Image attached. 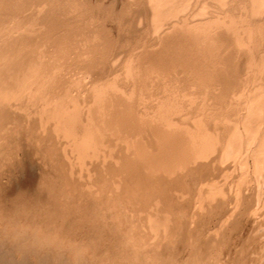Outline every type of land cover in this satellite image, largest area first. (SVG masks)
Returning a JSON list of instances; mask_svg holds the SVG:
<instances>
[{
    "label": "rangeland",
    "instance_id": "obj_1",
    "mask_svg": "<svg viewBox=\"0 0 264 264\" xmlns=\"http://www.w3.org/2000/svg\"><path fill=\"white\" fill-rule=\"evenodd\" d=\"M0 22L2 259L264 264V0H0Z\"/></svg>",
    "mask_w": 264,
    "mask_h": 264
},
{
    "label": "bare ground",
    "instance_id": "obj_2",
    "mask_svg": "<svg viewBox=\"0 0 264 264\" xmlns=\"http://www.w3.org/2000/svg\"><path fill=\"white\" fill-rule=\"evenodd\" d=\"M18 1H19V0H18ZM42 1H43V0H42ZM201 1H202V0H201ZM222 1H223V0H222ZM227 1H229V0H227ZM245 1H246V0H245ZM47 2H48V1H47ZM197 2H198V1H197ZM233 2H234V1H233ZM262 2H263V0H262ZM71 3H72V2H71ZM208 3H209V2H208ZM237 3H238V2H237ZM191 4H192V3H191ZM240 4H241V3H240ZM243 4H244V3H243ZM260 4H261V3H260ZM262 4H263V3H262ZM262 4H261V5H262ZM67 5H68V4H67ZM261 5H259V6H261ZM42 6H43V5H41V7H42ZM190 6H191V5H190ZM196 6H197V5H196ZM228 6H229V5H228ZM228 6H227V7H228ZM236 6H237V5H236ZM6 7H7V6H6ZM39 7H40V6H39ZM255 7H256V6H255ZM36 8H37V7H36ZM133 8H134V7H133ZM216 8H217V7H216ZM216 8H215V9H216ZM261 8H262V6H261ZM208 9H209V8H208ZM33 10H34V9H33ZM40 10H43V9H40ZM201 10H202V9H201ZM248 10H249V9H248ZM262 10H263V9H262ZM37 11H38V10H37ZM51 11H52V10H51ZM55 11H56V10H55ZM133 11H134V10H133ZM139 11H140V10H139ZM195 11H196V8H195ZM203 11H205V10L203 9ZM203 11H202V12H203ZM238 11H239V10H238ZM7 12H8V11H7ZM35 12H36V10H35ZM46 12H47V11H46ZM58 12H59V11H58ZM62 12H63V11H62ZM131 12H132V11H131ZM191 12H192V11H191ZM198 12L200 13L201 11L199 10ZM4 13H6V12L4 11ZM40 13H41V12H40ZM42 13H43V12H42ZM10 14H11V13H10ZM38 14H39V13H38ZM53 14H54V13H53ZM63 14H64V13H63ZM131 14H132V13H131ZM196 14H197V13H196ZM211 14H212V13H211ZM211 14H210V15H211ZM236 14H237V13H236ZM30 15H31V13H30ZM36 15H37V14H36ZM54 15H56V14H54ZM202 15H204V14H202ZM221 15H222V14H221ZM224 15H225V14H224ZM229 15H230V14H229ZM40 16H41V15H40ZM61 16H62V15H61ZM196 16H198V15H196ZM196 16H194V17H196ZM216 16H217V15H216ZM222 16H223V15H222ZM236 16H237V15H236ZM260 16H261V15H260ZM44 17H45V16H44ZM198 17H199V16H198ZM201 17H202V16H201ZM228 17H229V16H228ZM36 18H37V17H36ZM41 18H42V17H41ZM63 18H64V17H63ZM214 18H215V17H214ZM232 18L234 19L233 16H232ZM240 18H241V17H240ZM30 19L33 21L32 18H30ZM34 19H35V17H34ZM46 19H47V18H46ZM212 19H213V18H212ZM68 20H69V19H68ZM199 20H200V19H199ZM203 20H204V19H203ZM32 21H31V23H32ZM207 21H208V20H207ZM214 21H215V19H214ZM242 21H243V20H242ZM261 21H262V20H261ZM35 22H36V21H35ZM62 22H63V21H62ZM67 22H68V21H67ZM199 22H200V21H199ZM217 22H218V21H217ZM219 22H220V21H219ZM227 22H228V21H227ZM235 22H236V21H235ZM0 23H1V22H0ZM194 23H195V22H194ZM221 23H222V22H221ZM3 24H4V23H2V24H0V25L2 26ZM7 24H8V23H7ZM12 24H13V23H12ZM12 24H11V25H12ZM40 24H42V23H40ZM59 24H60V23H59ZM198 24H200V23H198ZM234 24H235V23H234ZM243 24H244V23H243ZM5 25H6V24H5ZM13 25H14V24H13ZM13 25H12V26H13ZM48 25H49V24H48ZM220 25H221V24H220ZM261 25H262V24H261ZM16 26H17V24H16ZM16 26L14 25V27H16ZM43 26H44V25H43ZM225 26H226V25H225ZM232 26H233V25H232ZM240 26H241V25H240ZM251 26H252V25H251ZM7 27H8V25H7ZM9 27H10V26H9ZM33 27H34V26H33ZM41 27H42V26H41ZM65 27H66V26H65ZM71 27H72V26H71ZM233 27H234V26H233ZM233 27H232V28H233ZM11 28H12V27H10V29H11ZM29 28H30V27H29ZM47 28H48V27H47ZM235 28H236V27H235ZM235 28H234V29H235ZM1 29H2V28H1ZM5 29H6V28H5ZM7 29H8V28H7ZM16 29H17V28H16ZM31 29H32V28H31ZM31 29H30V30H31ZM63 29H64V28H63ZM71 29H72V28H71ZM219 29H221V28H219ZM223 29H224V28H223ZM245 29H246V28H245ZM250 29H251V28H250ZM263 29H264V28H263ZM12 30H14V29H12ZM66 30H67V29H66ZM68 30H70V29H68ZM72 30H73V29H72ZM75 30H76V29H75ZM190 30H191V29H190ZM237 30H238V29H237ZM255 30H256V29H255ZM6 31H8V30H6ZM31 31H32V30H31ZM156 31H158V30H156ZM248 31H249V30H248ZM258 31H259V30H258ZM260 31H261V30H260ZM10 32H11V31H10ZM14 32H15V31H14ZM32 32H33V31H32ZM75 32H76V31H75ZM75 32H74V33H75ZM79 32H80V31H79ZM79 32H78V34H79ZM125 32H126V31H125ZM206 32H208V30H207ZM214 32H216V31H214ZM223 32H224V31H223ZM11 33H12V32H11ZM65 33H67V32H65ZM68 33H69V31H68ZM184 33H185V32H184ZM197 33H198V32H197ZM255 33H256V32H255ZM30 34H31V33H30ZM129 34H130V33H129ZM134 34H135V33H134ZM191 34H192V33H191ZM195 34H196V33H195ZM202 34H203V33H202ZM228 34H229V33H228ZM239 34H240V33H239ZM60 35H61V34H60ZM60 35H58V36H60ZM63 35H64V34H63ZM63 35H62V36H63ZM81 35H83V34H81ZM120 35H121V34H120ZM120 35H119V36H120ZM135 35H136V34H135ZM215 35H216V34H215ZM224 35H225V34H224ZM70 36H71V35H70ZM76 36H77V35H76ZM87 36H88V35H87ZM136 36H137V35H136ZM163 36H164V35H163ZM199 36H200V35H199ZM222 36H223V35H222ZM240 36H241V35H240ZM243 36H244V35H243ZM5 37H6V36H5ZM8 37H9V36H8ZM67 37H68V36H67ZM81 37H82V36H81ZM202 37H203V36H202ZM251 37H252V36H251ZM255 37H256V36H255ZM9 38H10V37H9ZM29 38H30V37H29ZM57 38H58V37H57ZM68 38H69V37H68ZM72 38H73V37H72ZM75 38H76V37H75ZM88 38H89V37H88ZM158 38H159V37H158ZM195 38H196V37H195ZM214 38H215V36H214ZM217 38H218V37H217ZM226 38H227V37H226ZM10 39H11V38H10ZM30 39L32 40V38H30ZM85 39H86V37H85ZM208 39H209V38H207V40H208ZM4 40H5V39H4ZM4 40L2 39V41H4ZM12 40H13V39H12ZM17 40H18V39H17ZM82 40H83V39H82ZM87 40H88V39H87ZM122 40H123V39H122ZM125 40H126V39H125ZM151 40H152V38H151ZM185 40H186V39H185ZM201 40L203 41L202 38H201ZM207 40H205V41H207ZM233 40H234V39H233ZM244 40H245V38H244ZM8 41H9V40H8ZM13 41H14V40H13ZM66 41H67V40H66ZM74 41H75V40H74ZM83 41H84V40H83ZM85 41H86V40H85ZM190 41H191V40H190ZM237 41H238V40H237ZM258 41H260V40H258ZM0 42H1V39H0ZM25 42H26V41H25ZM29 42H30V41H29ZM77 42H78V41H77ZM118 42H119V41H118ZM123 42H124V41H123ZM134 42H135V41H134ZM178 42H179V41H178ZM180 42H182V41H180ZM192 42H193V41H192ZM195 42H196V41H195ZM195 42H194V43H195ZM212 42H213V41H212ZM219 42H220V41H219ZM251 42H252V41H251ZM22 43H23V42H22ZM35 43H36V42H35ZM35 43H34V45H35ZM78 43H80V42H78ZM109 43H110V42H109ZM111 43H112V42H111ZM125 43H126V42H125ZM170 43H171V42H170ZM176 43H177V42H176ZM205 43H206V42H205ZM220 43H222V42H220ZM1 44H2V43H1ZM1 44H0V45H1ZM4 44H5V43H4ZM4 44H3V46H4ZM19 44H20V43H19ZM74 44H75V43H74ZM76 44H77V43H76ZM120 44H121V43H120ZM164 44H165V43H164ZM172 44H173V43H172ZM172 44H171V45H172ZM174 44H175V43H174ZM197 44H198V43H197ZM212 44H213V43H212ZM216 44H217V43H216ZM8 45H10V44H8ZM26 45H28V44H26ZM60 45H61V44H60ZM65 45H66V44H65ZM82 45H83V44H82ZM154 45H155V44H154ZM154 45H153V46H154ZM166 45H167V44H166ZM168 45H169V44H168ZM210 45H211V44H210ZM214 45H215V44H214ZM225 45H226V44H225ZM234 45H235V44H234ZM29 46H30V45H29ZM61 46H62V45H61ZM61 46H60V47H61ZM68 46L71 48L70 45H68ZM104 46H105V45H104ZM117 46H118V45H117ZM161 46H162V45H161ZM173 46H174V45H173ZM175 46H176V45H175ZM175 46H174V47H175ZM178 46H179V43H178ZM185 46H186V45H185ZM192 46H193V45H192ZM194 46L196 47L195 44H194ZM199 46H200V45H199ZM206 46H207V45H206ZM206 46H205V47H206ZM212 46H213V45H212ZM256 46H257V45H256ZM0 47H1V46H0ZM20 47H21V46H20ZM74 47H75V46H74ZM94 47H95V46H94ZM164 47H165V46H164ZM180 47H181V46H180ZM208 47H209V46H208ZM214 47H215V46H214ZM234 47H235V46H234ZM258 47H259V46H258ZM96 48H97V46H96ZM131 48H132V47H131ZM166 48H167V47H166ZM177 48H178V47H176V49H177ZM186 48H188V47H186ZM203 48H204V46H203ZM0 49H2V48H0ZM5 49H6V48H5ZM12 49H13V48H12ZM74 49H75V48H74ZM76 49H77V48H76ZM78 49H79V47H78ZM125 49H126V48H125ZM179 49H180V48H179ZM179 49H178V50H179ZM209 49H210V48H209ZM8 50H9V49H8ZM68 50H69V49H68ZM102 50H103V49H102ZM128 50H129V49H128ZM199 50H200V49H199ZM261 50H262V49H261ZM6 51H7V50H6ZM66 51H67V50H66ZM74 51H75V50H74ZM76 51H77V50H76ZM76 51H75V52H76ZM108 51H109V50H108ZM126 51H127V50H126ZM160 51H161V49H160ZM168 51H169V50H168ZM172 51H174V50H172ZM190 51H192V50H190ZM202 51H203V50H200V52H202ZM217 51H218V50H217ZM224 51H225V50H224ZM224 51H223V52H224ZM99 52H100V50H99ZM99 52H98V53H99ZM165 52H166V51H165ZM177 52H178V51H177ZM177 52H176V53H177ZM186 52H187V51H186ZM207 52H208V51H207ZM225 52H226V51H225ZM236 52H237V51H236ZM252 52H253V51H252ZM260 52H261V51H260ZM100 53H101V52H100ZM103 53H104V52H103ZM146 53H147V51H146ZM157 53H158V52H157ZM189 53H190V52H189ZM193 53H194V52H193ZM195 53H196V52H195ZM209 53H211V52H209ZM138 54H139V53H138ZM154 54H155V53H154ZM162 54H163V53H162ZM197 54H198V53H197ZM221 54H222V53H221ZM260 54H261V53H260ZM79 55H80V54H79ZM94 55H95V53H94ZM145 55H146V54H145ZM158 55H159V54H158ZM172 55H173V54H172ZM172 55H171V56H172ZM183 55H185V54H183ZM191 55H192V53H191ZM191 55H190V56H191ZM210 55H211V54H210ZM214 55H215V54H214ZM255 55H256V54H255ZM261 55H262V54H261ZM263 55H264V54H263ZM68 56H69V55H68ZM74 56H75V54H74ZM77 56H78V55H77ZM212 56H213V55H212ZM212 56H211V57H212ZM233 56H234V55H233ZM233 56H232V57H233ZM252 56H253V55H252ZM62 57H63V56H62ZM65 57H66V56H65ZM162 57H163V56H162ZM162 57H161V58H162ZM213 57H214V56H213ZM230 57H231V56H230ZM250 57H251V56H250ZM253 57H254V56H253ZM135 58H136V57H135ZM159 58H160V57H159ZM164 58H165V57H164ZM171 58H172V57H171ZM173 58H174V56H173ZM226 58H227V57H226ZM64 59H65V58H64ZM168 59H169V58H168ZM168 59H167V60H168ZM177 59H178V58H177ZM219 59H220V58H219ZM232 59H233V58H232ZM30 60H31V59H30ZM62 60H63V59H62ZM148 60H149V59H148ZM153 60H154V57H153ZM156 60H157V59H155V61H156ZM172 60H173V59H172ZM187 60H188V59H187ZM193 60H194V59H193ZM201 60H202V59H201ZM256 60H257V59H256ZM258 60H259V59H258ZM262 60H263V59H262ZM80 61H81V60H80ZM131 61H132V60H131ZM134 61H135V60H134ZM149 61H150V60H149ZM169 61H170V60H169ZM169 61H168V62H169ZM194 61H195V60H194ZM196 61H197V60H196ZM204 61H205V60H204ZM71 62H72V61H71ZM139 62H140V61H139ZM139 62H138V63H139ZM143 62H144V61H143ZM150 62L153 63L152 61H150ZM158 62H159V59H158ZM164 62H165V61H164ZM190 62H191V61H190ZM192 62H193V61H192ZM259 62H260V61H259ZM76 63H77V62H76ZM197 63H198V62H197ZM143 64H144V63H143ZM146 64H147V63H146ZM176 64H177V63H176ZM191 64H193V63H191ZM191 64H190V65H191ZM213 64H214V63H213ZM232 64H233V63H232ZM245 64H246V63H245ZM140 65L142 66V64H140ZM144 65H145V64H144ZM154 65H156V62H155ZM154 65H153V66H154ZM166 65H170V64H167V62H166ZM195 65H196V64H195ZM198 65H199V63H198ZM200 65H201V64H200ZM91 66H92V65H91ZM147 66H148V65H147ZM159 66H160V65H159ZM180 66H181V65H180ZM184 66H185V65H184ZM226 66H227V65H226ZM93 67H94V66H93ZM154 67H156V66H154ZM164 67H165V66H164ZM166 67H167V66H166ZM169 67H170V66H169ZM178 67H179V66H178ZM187 67H188V65H187ZM192 67H193V65H192ZM247 67H248V66H247ZM91 68H92V67H91ZM106 68H109V66L106 67ZM136 68H137V67H136ZM44 69H45V68H44ZM104 69H105V68H104ZM134 69H135V68H134ZM141 69H142V68H141ZM143 69H144V68H143ZM182 69H183V68H182ZM206 69H207V68H206ZM209 69H211V68H209ZM145 70H146V69H145ZM163 70H164V69H163ZM165 70H167V69H165ZM169 70H170V69H169ZM169 70H168V71H169ZM178 70H179V69H178ZM190 70H191V69H190ZM196 70H197V69H196ZM219 70H220V69H219ZM263 70H264V69H263ZM107 71H109V70H107ZM146 71H147V70H146ZM146 71H145V72H146ZM148 71H149V69H148ZM200 71H201V70H200ZM210 71H211V70H210ZM156 72H157V71H156ZM171 72H172V71H171ZM251 72H252V71H251ZM102 73H103V72H102ZM185 73H186V72H185ZM191 73H192V72H191ZM213 73H214V72H213ZM152 74H153V73H152ZM173 74H174V73H173ZM232 74H233V73H232ZM136 75H138V74H136ZM142 75H143V74H142ZM160 75H161V74H160ZM169 75H170V74H169ZM178 75H179V74H178ZM181 75H182V74H181ZM187 75H188V74H187ZM204 75H205V74H204ZM216 75H217V74H216ZM259 75H260V74H259ZM134 76H135V75H134ZM145 76H146V75H145ZM164 76H166V75H164ZM12 77H13V76H12ZM95 77H96V76H95ZM99 77H100V75H99ZM104 77H106V76H104ZM143 77H144V76H143ZM154 77H155V76H154ZM226 77H227V76H226ZM239 77H240V76H239ZM145 78H146V77H145ZM145 78H144V79H145ZM149 78H150V77H149ZM190 78H191V77H190ZM97 79H98V78H97ZM151 79H152V78H151ZM163 79H164V77H163ZM136 80H137V79H136ZM140 80H141V79H140ZM146 80H147V79H146ZM153 80H154V82H155V79H153ZM164 80H165V79H164ZM185 80H186V79H185ZM191 80H192V79H191ZM191 80H190V81H191ZM199 80H200V78H199ZM199 80H198V81H199ZM222 80H223V79H222ZM247 80H248V79H247ZM142 81H143V80H142ZM148 81H149V80H148ZM151 81H152V80H151ZM186 81H187V80H186ZM207 81H208V80H207ZM216 81H217V80H216ZM227 81H228V80H227ZM112 82H113V81H112ZM136 82H137V81H136ZM138 82H139V81H138ZM143 82H144V81H143ZM173 82H174V81H173ZM210 82H211V81H210ZM245 82H246V81H245ZM3 83H4V82H3ZM145 83H146V81H145ZM147 83H148V82H147ZM150 83H151V82H150ZM167 83H168V82H167ZM185 83H186V82H185ZM0 84H1V83H0ZM6 84H7V83H6ZM103 84H105V82H104ZM118 84H119V83H118ZM121 84H122V83H121ZM259 84H260V83H259ZM261 84H262V83H261ZM2 85H3V84H2ZM2 85H1V86H2ZM142 85H143V84H142ZM168 85H169V84H168ZM62 86H63V85H62ZM98 86H99V85H98ZM100 86H101V85H100ZM100 86H99V87H100ZM122 86H123V85H122ZM139 86H140V84H139ZM144 86H145V85H144ZM150 86H151V85H150ZM163 86H164V85H163ZM185 86H186V85H185ZM243 86H244V85H243ZM250 86H251V85H250ZM2 87H4V86H2ZM6 87H7V86H6ZM6 87H5V88H6ZM103 87H104V86H103ZM157 87H158V86H157ZM187 87H189V86H187ZM187 87H186V88H187ZM198 87H199V86H198ZM97 88H98V87H97ZM101 88H102V87H101ZM161 88H162V87H161ZM176 88H177V87H176ZM189 88H190V87H189ZM189 88H187V89H189ZM244 88H245V87H244ZM6 89H7V88H6ZM55 89H56V88H55ZM119 89H120V88H119ZM121 89H122V88H121ZM142 89H143V88H142ZM144 89H145V87H144ZM144 89H143V90H144ZM248 89H249V88H248ZM7 90H8V89H7ZM12 90H13V89H12ZM62 90H63V89H62ZM64 90H65V89H64ZM66 90H67V89H66ZM201 90H202V89H201ZM201 90H200V91H201ZM140 91H142V90H140ZM150 91H151V90H150ZM157 91H158V90H157ZM169 91H170V90H169ZM175 91H176V90H175ZM180 91H181V90H180ZM2 92H3V91H2ZM10 92H12V91L10 90ZM63 92H64V91H63ZM65 92H66V91H65ZM135 92H136V91H135ZM147 92H148V90H147ZM147 92H145V93L147 94ZM206 92H207V91H206ZM216 92H217V91H216ZM105 93H106V92H105ZM145 93H144V94H145ZM169 93H170V92H169ZM171 93H172V92H171ZM200 93H201V92H200ZM108 94H109V93H108ZM118 94H119V93H118ZM199 95H200V94H199ZM244 95H245V94H244ZM98 96H99V95H98ZM148 96H149V95H148ZM184 96H185V95H184ZM211 96H212V95H211ZM247 96H248V95H247ZM95 97H96V96H95ZM120 97H121V96H120ZM159 97H160V96H159ZM179 97H180V95H179ZM196 97H197V96H196ZM97 98H98V97H97ZM109 98H111V97H109ZM109 98H108V99H109ZM112 98H113V97H112ZM149 98H150V97H149ZM164 98H165V96H164ZM177 98H178V97H177ZM202 98H203V97H202ZM209 98H210V97H209ZM93 99H94V98H93ZM178 99H179V98H178ZM180 99H181V98H180ZM184 99H185V98H184ZM193 99H194V98H193ZM113 100H114V99H113ZM118 100H119V99H118ZM122 100H124V99H122ZM136 100H137V99H136ZM165 100H166V99H165ZM102 101H103V100H102ZM106 101H107V100H106ZM177 101H178V100H177ZM190 101H191V100H190ZM216 101H217V100H216ZM93 102L96 103L95 101H93ZM99 102H100V101H99ZM179 102H180V101H179ZM196 102H197V101H196ZM204 102H205V101H204ZM119 103H120V102H119ZM123 103H124V102H123ZM134 103H135V102H134ZM61 104H62V103H61ZM96 104H97V103H96ZM138 104H139V103H138ZM141 104H142V103H141ZM143 104H144V103H143ZM157 104H158V103H157ZM170 104H171V103H170ZM97 105L100 106L99 104H97ZM178 105H179V104H178ZM62 106H65V105H62ZM117 106H118V105H117ZM117 106H116V107H117ZM124 106H125V105H124ZM138 106H139V105H138ZM143 106H144V105H143ZM147 106H148V105H147ZM147 106H146V107H147ZM155 106H156V105H155ZM155 106H154V107H155ZM163 106H164V105H163ZM170 106H171V105H170ZM195 106H196V105H195ZM224 106H225V105H224ZM226 106H227V104H226ZM65 107H66V106H65ZM65 107H64V108H65ZM96 107H97V106H96ZM100 107H101V106H100ZM118 107H119V106H118ZM122 107H123V106H122ZM122 107H121V108H122ZM182 107H183V106H182ZM208 107H210V106H208ZM113 108H114V107H113ZM142 108H143V107H142ZM150 108H151V107H150ZM156 108H157V107H156ZM188 108H189V107H188ZM60 109H63V108H60ZM97 109H98V107L96 108V110H97ZM105 109L107 110L106 107H105ZM110 109H111V108H110ZM110 109H109V110H110ZM140 109H141V108H140ZM152 109H153V108H152ZM163 109H164V108H163ZM181 109H182V108H181ZM248 109H249V108H248ZM0 110H1V109H0ZM63 110H64V109H63ZM98 110H99V109H98ZM115 110H116V108H115ZM123 110H125V109H123ZM147 110H148V109H147ZM66 111H67V109H66ZM125 111H126V110H125ZM141 111H143V110H141ZM148 111H149V110H148ZM187 111H188V110H187ZM260 111H261V110H260ZM1 112H2V111H1ZM67 112H68V111H67ZM112 112H113V110H112ZM116 112H117V111H116ZM234 112H235V111H234ZM258 112H259V111H258ZM124 113H125V112H124ZM198 113H199V112H198ZM223 113H224V112H223ZM1 114H2V113H1ZM96 114H97V113H96ZM155 114H156V113H155ZM155 114H154V115H155ZM219 114H220V113H219ZM117 115H118V114H117ZM133 115H134V114H133ZM142 115H143V114H142ZM201 115H202V114H201ZM212 115H213V114H212ZM259 115H260V114H259ZM70 116H71V115H70ZM97 116H98V115H97ZM99 116H100V115H99ZM103 116H104V115H103ZM122 116H123V115H122ZM140 116H141V115H140ZM166 116H167V115H166ZM223 116H224V115H223ZM64 117L66 118L67 116H64ZM137 117H138V116H137ZM164 117H165V116H164ZM164 117H163V118H164ZM195 117H196V116H195ZM100 118H101V117H100ZM121 118H122V117H121ZM130 118H131V117H130ZM173 118H174V117H173ZM192 118H193V117H192ZM66 119H67V118H66ZM92 119H93V118H92ZM97 119H98V118H97ZM105 119H106V117H105ZM125 119H126V118H125ZM133 119H134V118H133ZM161 119H162V118H161ZM167 119H168V118H167ZM63 120H64V119H63ZM67 120H68V119H67ZM70 120H71V119H69V121H70ZM89 120H91V119H89ZM95 120H96V118H95ZM140 120H141V119H140ZM162 120H163V119H162ZM138 121H139V120H138ZM187 121H188V120H187ZM247 121H248V120H247ZM70 122H72V121H70ZM74 122L76 123V121H74ZM74 122H73V123H74ZM86 122H87V121H86ZM98 122H99V121H98ZM128 122H129V121H128ZM158 122H159V121H158ZM180 122H181V121H180ZM180 122H179V123H180ZM73 123H72V124H73ZM92 123H93V122H92ZM109 123H110V122H109ZM122 123H124V122H122ZM167 123H168V122H167ZM179 123H178V124H179ZM184 123H185V122H184ZM204 123H205V122H204ZM88 124H89V123H88ZM96 124H97V123H96ZM113 124H114V123H113ZM146 124H147V123H146ZM153 124H154V123H153ZM68 125H69V123H68ZM68 125H67V127H68ZM70 125H71V124H70ZM83 125H84V124H83ZM102 125H103V124H102ZM127 125H128V124H127ZM148 125H149V124H148ZM91 126L93 127L92 124H91ZM91 126H90V127H91ZM122 126H123V125H122ZM140 126H141V125H140ZM215 126H216V125H215ZM87 127H88V126H87ZM92 127H91V128H92ZM129 127H130V125H129ZM133 127H134V126H133ZM143 127H145V126H143ZM164 127H165V126H164ZM200 127H201V126H200ZM68 128H69V127H68ZM83 128H84V127H82V129H83ZM153 128H154V127H153ZM75 129H76V128H75ZM92 129H93V128H92ZM141 129H142V128H141ZM172 129H173V128H172ZM197 129H198V128H197ZM87 130H89V129H87ZM110 130H111V128H110ZM139 130H140V129H139ZM159 130H160V129H159ZM168 130H169V129H168ZM201 130H202V129H201ZM80 131H81V130H80ZM100 131H102V130L100 129ZM112 131H113V129H112ZM119 131H120V130H119ZM130 131H131V130H130ZM117 132H118V131H117ZM123 132H124V131H123ZM123 132H122V133H123ZM143 132H144V131H143ZM82 133H84V132H82ZM145 133H146V132H145ZM147 133H148V132H147ZM152 133H154V132H152ZM88 134H89V133H87L86 136H88ZM90 134H91V133H90ZM126 134H127V132H126ZM173 134H174V133H173ZM198 134H199V133H198ZM200 134H201V133H200ZM93 135H94V134H93ZM108 135H109V134H108ZM224 135H225V134H224ZM82 136H83V134H82ZM123 136H124V134H123ZM143 136H144V135H143ZM148 136H149V135H148ZM89 137H90V136H89ZM89 137H88V138H89ZM92 137H94V136H92ZM108 137H109V136H108ZM115 137H116V136H115ZM115 137L113 136V138H115ZM124 137H126V135H125ZM135 137H136V136H135ZM158 137H159V136H158ZM170 137H171V136H170ZM178 137H179V136H178ZM181 137H182V136H181ZM118 138H119V136H118ZM149 138H150V137H149ZM152 138H153V137H152ZM173 138H175V137H173ZM82 139H83V137H82ZM104 139H105V138H104ZM119 139H120V138H119ZM129 139H130V138H129ZM146 139H147V138H146ZM165 139H167V138H165ZM183 139H184V138H183ZM198 139H199V138H198ZM126 140H127V139H125V141H126ZM131 140H132V139H131ZM133 140H134V139H133ZM153 140H154V139H153ZM156 140H157V139H156ZM181 140H182V139H181ZM187 140H188V139H187ZM91 141H92V139H91ZM97 141H98V140H97ZM195 141H196V140H195ZM197 141H198V140H197ZM87 142H88V140H87ZM98 142H99V141H98ZM117 142H118V141H117ZM134 142H136V141H134ZM134 142H133V143H134ZM137 142H138V141H137ZM137 142H136V143H137ZM156 142H157V141H156ZM186 142H187V141H186ZM93 143H94V142H93ZM93 143H92V144H93ZM120 143H121V142H120ZM126 143H127V141H126ZM139 143H140V142H139ZM162 143H163V142H162ZM169 143H170V142H169ZM187 143H188V142H187ZM189 143H190V142H189ZM195 143H196V142H195ZM97 144H98V143H97ZM109 144H110V143H109ZM118 144H119V143H118ZM124 144H125V143H124ZM182 144H183V143H182ZM100 145H101V144H100ZM110 145H111V144H110ZM113 145H114V144H113ZM125 145H126V144H125ZM127 145H128V144H127ZM92 146H93V145H92ZM94 146H95V145H94ZM102 146H103V145H102ZM133 146H134V145H133ZM161 146H162V145H161ZM161 146H160V147H161ZM105 147H106V146H105ZM118 147H119V145H118ZM123 147H124V145H123ZM145 147H146V146H145ZM150 147H151V146H150ZM155 147H156V146H155ZM157 147H158V146H157ZM127 148H128V147H127ZM127 148H126V149H127ZM113 149H114V147H113ZM145 149H146V148H145ZM152 149H153V148H152ZM170 149H171V148H169V150H170ZM180 149H182V148H180ZM108 150H109V149H108ZM119 150H120V149H119ZM119 150H118V151H119ZM128 151H129V150H128ZM150 151H151V150H150ZM153 151H154V150H153ZM163 151H164V150H163ZM178 151H179V150H178ZM111 152H112V151H111ZM120 152H121V151H120ZM125 152H127V151L125 150ZM125 152H124V154H126ZM132 152H133V151H132ZM138 152H139V151H138ZM147 152H148V151H147ZM156 152H157V151H156ZM159 152H160V151H159ZM164 152H165V151H164ZM112 153H113V152H112ZM135 153H136V152H135ZM135 153H134V154H135ZM145 153H146V150H145ZM169 153H170V152H169ZM178 153H180V152H178ZM121 154H122V152H121ZM159 154H160V153H159ZM159 154H158V155H159ZM167 154H168V152H167ZM176 154H177V153H176ZM176 154H175V155H176ZM180 154H181V153H180ZM182 154H183V153H182ZM182 154H181V155H182ZM112 155H113V154H112ZM114 155H115V151H114ZM116 155H117V154H116ZM122 155H123V154H122ZM132 155H133V154H132ZM135 155H136V154H135ZM147 155H148V153H147ZM156 155H157V154H156ZM160 155H161V154H160ZM173 155H174V153H173ZM125 156H126V155H125ZM176 156H177V155H176ZM115 157H116V156H115ZM126 157H128V156H126ZM137 157H138V156H137ZM161 157H162V156H161ZM173 157H174V156H173ZM120 158H121V157H120ZM128 158H129V157H128ZM131 158H132V157H131ZM143 158H144V157H143ZM146 158H147V157H146ZM151 158H152V157H151ZM167 158H168V157H167ZM169 158H171V157H169ZM179 158H180V157H179ZM186 158H187V157H186ZM192 158H193V157H192ZM173 159H174V158H173ZM190 159H191V158H190ZM140 160H142V159H140ZM148 160H149V159H148ZM117 161H118V160H117ZM133 161H134V160H133ZM186 161H187V160H186ZM143 162H144V161H143ZM145 162H146V161H145ZM151 162H152V161H151ZM177 162H178V161H177ZM190 162H191V161H190ZM115 163H116V161H115ZM115 163H114V164H115ZM141 163H142V162H141ZM162 163H163V161H162ZM180 163H181V162H180ZM110 164H111V163H110ZM128 164H129V163H128ZM133 164H134V162H133ZM152 164H153V163H152ZM184 164H185V163H184ZM116 165H117V164H116ZM129 165H130V164H129ZM139 165H140V164H139ZM145 165H146V163H145ZM149 165H150V163H149ZM154 165H155V163H154ZM163 165H164V164H163ZM176 165H177V164H176ZM182 165H183V163H182ZM118 166H119V165H118ZM119 167H120V166H119ZM121 167H122V166H121ZM128 167H129V166H128ZM133 167H135V166H133ZM142 167H143V166H142ZM147 167H148V166H147ZM111 168H112V167H111ZM114 168H115V167H114ZM181 168H182V167H181ZM108 169H109V168H108ZM165 169H166V168H165ZM127 170H128V169H127ZM131 170H132V168H131ZM170 170H171V169H170ZM197 170H199V169H197ZM119 171H120V170H119ZM136 171H137V170H136ZM195 172H196V171H195ZM166 173H167V172H166ZM111 174H112V173H111ZM122 174H123V173H122ZM145 174H146V173H145ZM158 174H159V173H158ZM180 174H181V173H180ZM126 175H127V174H126ZM138 175H139V173H138ZM151 175H152V174H151ZM163 175H164V174H163ZM168 175H169V174H168ZM198 175H199V174H198ZM204 175H206V174H204ZM144 176H145V175H144ZM120 177H121V176H120ZM120 177H119V178H120ZM131 177H132V176H131ZM133 177H134V176H133ZM142 177H143V174H142ZM160 177H161V176H160ZM173 177H174V176H173ZM199 177H200V176H199ZM203 177H204V176H203ZM119 178L117 177L116 179H119ZM127 178H128V176H127ZM154 178H155V177H154ZM110 179H111V178H110ZM150 179H152V178H150ZM162 179H163V177H162ZM173 179H174V178H173ZM201 179H203V178H201ZM205 179H206V178H205ZM123 180H124V179H123ZM142 180H143V179H142ZM155 180H156V179H155ZM110 181H111V180H110ZM116 181H117V180H116ZM121 181H122V180H121ZM210 181H211V180H210ZM127 182H128V181H127ZM133 182H134V181H133ZM153 182H154V181H153ZM203 182H204V181H203ZM119 183H120V182H119ZM142 183H144V182H142ZM145 183H146V182H145ZM145 183H144V184H145ZM169 183H170V182H169ZM113 184H114V183H113ZM134 184H135V183H134ZM155 184H156V183H155ZM151 185H152V184H151ZM161 185H162V184H161ZM165 185H166V184H165ZM115 186H116V185H115ZM134 186H135V185H134ZM171 186H172V185H171ZM127 187H128V186H127ZM127 187H126V188H127ZM162 187H163V186H162ZM114 188H115V187H114ZM117 188H118V187H117ZM117 188H116V189H117ZM128 188H129V187H128ZM164 188H165V187H164ZM110 189H111V188H110ZM116 189H115V190H116ZM159 189H160V188H159ZM162 189H163V188H162ZM166 189H167V188H166ZM133 190L135 191V189H133ZM153 190H154V189H153ZM156 190H157V188H156ZM184 190H185V189H184ZM140 191H141V190H140ZM142 191H143V190H142ZM144 191H145V190H144ZM162 191H163V190H162ZM165 191H166V190H165ZM165 191H164V192H165ZM111 192H112V191H111ZM159 192H160V191H159ZM108 193H109V192H108ZM160 193H161V192H160ZM168 193H169V192H168ZM170 193H171V191H170ZM139 194H140V193H139ZM148 194H149V193H148ZM157 194H158V193H157ZM157 194H156V195H157ZM143 195H144V194H143ZM158 195H159V194H158ZM136 196H137V195H136ZM161 196H162V195H161ZM171 197H172V196H171ZM174 197H175V196H174ZM161 198H162V197H161ZM102 200H104V199H102ZM102 200H101V201H102ZM139 201H140V200H139ZM139 201H138V202H139ZM161 201H162V200H161ZM217 203H218V202H217ZM246 205H247V204H246ZM246 205H245V206H246ZM213 206H215V205H213ZM213 206H212V207H213ZM166 207H167V206H166ZM217 207H218V206H217ZM220 207H221V206H220ZM247 208H248V206H247ZM168 209H169V208H168ZM122 210H123V209H122ZM158 210H159V209H158ZM161 210H162V209H161ZM170 210H171V209H170ZM162 211H164V210H162ZM120 213H121V212H120ZM120 213H119V214H120ZM121 214H123V213H121ZM160 214H161V213H160ZM157 216H158V215H157ZM157 216H156V217H157ZM162 216H163V214H162ZM165 216H166V215H165ZM118 217H119V216H118ZM120 217H121V216H120ZM159 217H160V216H159ZM167 217H169V216H167ZM164 218H165V217H164ZM169 218H170V217H169ZM162 219H163V218H161V220H162ZM165 220H166V219H164V221H165ZM167 220H169V219H167ZM163 224H164V222H163ZM156 225H157V224H156ZM158 225H160V224L158 223ZM166 225H167V224H166ZM159 227H160V226H159ZM165 228H166V227H165ZM157 229H158V228H157ZM160 229H161V227H160ZM163 230H166V229H163ZM4 231H5V230H4ZM189 233H190V232H189ZM1 234H2V233H1ZM4 234H8V233H4ZM12 234H13V233H12ZM24 234H25V233H24ZM15 235H16V233H15ZM15 235H14V236H15ZM21 235H22V234H21ZM28 235H29V234H28ZM164 235H165V231H164ZM164 235H163V236H164ZM5 236H6V235H5ZM19 236H20V235H19ZM20 237H22V236H20ZM23 237H24V236H23ZM94 238H95V237H94ZM98 238H99V237H98ZM3 239H4V238H3ZM7 239H8V238H7ZM16 239H17V238H16ZM29 239H30V238H29ZM31 239H33V238H31ZM34 239H35V236H34ZM92 239H93V238H92ZM0 240H1V239H0ZM12 240H14V237H12ZM12 240H11V241H12ZM17 240H19V239H17ZM207 240H208V239H207ZM26 241H27V240H26ZM32 241H33V240H32ZM37 241H38V240H37ZM1 242H2V240H1ZM8 242H10V241H8ZM27 242H28V241H27ZM207 242H208V241H207ZM17 243H18V242H17ZM38 243H39V242H38ZM10 244H11V243H10ZM19 244H20V243H19ZM24 244H25V243H24ZM24 244H23V245H24ZM14 245H15V244H14ZM30 245H32V243H31ZM0 246H1V245H0ZM3 247H4V246H3ZM11 247H12V246H11ZM1 248H2V247H1ZM5 248H6V247H5ZM13 248H14V247H13ZM13 248H12V249H13ZM18 248H19V247H18ZM27 248H28V247H27ZM23 249H24V248H23ZM23 249H22V250H23ZM38 249H39V248H38ZM43 249H44V248H43ZM46 249H47V248H46ZM55 249L57 250V248H55ZM62 249H63V248H62ZM56 250H55V251H56ZM58 250H59V249H58ZM0 251H1V250H0ZM35 251H36V249H35ZM46 251H47V250H46ZM62 251H64V250H62ZM80 251H81V249H80ZM13 252H14V251H13ZM24 252H25V251H24ZM40 252H41V251H40ZM52 252H53V251H52ZM74 252H76V251H74ZM105 252H107V251H105ZM1 253H2V252H1ZM25 253H26V252H25ZM25 253H24V254H25ZM27 253H28V252H27ZM62 253H63V252H62ZM70 253H71V252H70ZM80 253H81V252H80ZM82 253H83V252H82ZM4 254H5V253H4ZM8 254H11V253H8ZM20 254H21V253H20ZM20 254H19V255H20ZM22 254H23V253H22ZM24 254H23V255H24ZM31 254H32V252H31ZM36 254H37V252H36ZM63 254H64V253H63ZM78 254H79V253H78ZM85 254H86V253H85ZM56 255H57V254H56ZM56 255L54 254L53 256H56ZM61 255H62V254H61ZM75 255H76V254H75ZM83 255H84V254H83ZM0 256H1V255H0ZM6 256H7V255H6ZM50 256H52V255H50ZM85 256H86V255H85ZM3 257H4V256H3ZM21 257H22V256H21ZM47 257L49 258V256H47ZM72 257H73V256H72ZM18 258H19V257H18ZM36 258H37V257H36ZM55 258H56V257H55ZM59 258H60V257H59ZM83 258H84V257H83ZM87 258H88V257H87ZM87 258H86V259H87ZM42 259H43V258H42ZM11 260H12V259H11ZM47 260H48V259H47ZM67 260H69V258H67ZM20 261H21V260H20ZM33 261H34V260H33ZM25 262H26V261H25ZM25 262H23V264H24ZM45 262H46V261H45ZM9 263H10V262H9ZM17 263H18V262H17ZM21 263H22V262H21ZM41 263H42V262H41ZM46 263H47V262H46ZM51 263H52V262H51ZM53 263H54V262H53ZM0 264H8V262H7V260L5 261L4 258L2 259V257H0ZM11 264H12V263H11ZM15 264H16V263H15ZM25 264H26V263H25ZM30 264H31V263H30ZM39 264H40V261H39ZM43 264H44V263H43ZM69 264H70V263H69Z\"/></svg>",
    "mask_w": 264,
    "mask_h": 264
}]
</instances>
